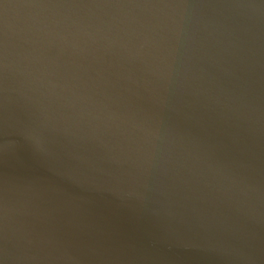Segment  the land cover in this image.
Returning <instances> with one entry per match:
<instances>
[{
	"label": "water",
	"instance_id": "1",
	"mask_svg": "<svg viewBox=\"0 0 264 264\" xmlns=\"http://www.w3.org/2000/svg\"><path fill=\"white\" fill-rule=\"evenodd\" d=\"M0 264H264V0H0Z\"/></svg>",
	"mask_w": 264,
	"mask_h": 264
}]
</instances>
